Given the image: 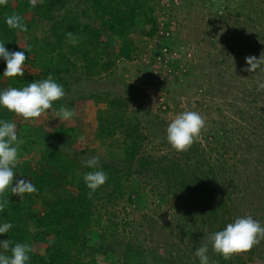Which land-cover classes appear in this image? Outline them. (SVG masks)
Masks as SVG:
<instances>
[{"label":"rangeland","instance_id":"obj_1","mask_svg":"<svg viewBox=\"0 0 264 264\" xmlns=\"http://www.w3.org/2000/svg\"><path fill=\"white\" fill-rule=\"evenodd\" d=\"M157 20L164 23L163 37L136 38L133 61L92 80H69L65 96L53 104L76 112L65 125L67 133L56 110H47L36 122L23 121L25 128L17 134L22 143L33 140L36 145L22 153L19 162L32 160L38 167L43 144L53 142L80 154L84 163L96 157L99 164L120 166V159L94 136L97 111L106 107L97 106L94 97L128 99V92H134L142 100L131 101L128 114L148 136L143 155L171 156L169 123L181 112H198L205 118V128L195 142L221 179L234 184L225 193L232 199L233 220L250 215L264 226V89L254 91L255 86H264V0H159ZM246 57L261 58L260 66L244 71ZM147 176L133 175L134 202L126 197L104 209L93 231L112 247L94 237L91 242L107 250L95 264H152L163 256L180 261L198 258V247L185 243L176 230L182 203L156 180L155 185H143L140 179ZM236 256L246 264H264V240Z\"/></svg>","mask_w":264,"mask_h":264},{"label":"trees","instance_id":"obj_2","mask_svg":"<svg viewBox=\"0 0 264 264\" xmlns=\"http://www.w3.org/2000/svg\"><path fill=\"white\" fill-rule=\"evenodd\" d=\"M158 6L159 0H44L36 7L31 6L30 0H5L0 4V41L9 51H24L26 61L23 77L7 78L3 77L6 62L0 59V87H22L52 76L66 90L71 79L92 80L112 72L116 66L136 58V38L157 34ZM13 13L22 17L27 31L6 24V18ZM254 89L262 91L264 86ZM128 95V99L94 97L97 106H106L97 111L94 136L121 162L120 166L100 163L108 174L107 182L89 196L83 176L92 169L79 159L80 154L45 142L38 153V167L32 160H25L18 162L16 168V178L31 180L38 191L23 197L10 191L0 195V202L5 204L0 223L13 225L8 233L0 235V240H10L13 245L30 244L29 264H95L97 256H105L107 250L93 244L92 239L99 237L102 244L110 248L112 245L105 236L93 231L94 226L101 223L107 206L126 197L134 202L132 177L144 173L148 176L140 179L143 185H155L156 180L163 184L167 194L182 203L176 230L185 243L195 247L207 245L210 264H246L236 254L224 259L213 251L208 239L236 217L232 213V199L225 194L234 184L221 179L217 167L211 166L197 142L185 152L173 149L171 156H144L148 136L141 132L137 118L128 114L130 102L141 101L142 96L134 92ZM60 107L56 104L51 110L58 111ZM0 119L14 121L16 132L25 128V120L7 109H0ZM62 121V130L67 133L65 125L70 120ZM35 145L33 140L21 143L19 157ZM5 254L10 255V251ZM151 262L200 264L199 258L180 261L171 256Z\"/></svg>","mask_w":264,"mask_h":264},{"label":"clouds","instance_id":"obj_3","mask_svg":"<svg viewBox=\"0 0 264 264\" xmlns=\"http://www.w3.org/2000/svg\"><path fill=\"white\" fill-rule=\"evenodd\" d=\"M5 0H0L3 4ZM44 0H30L32 7ZM22 17L11 14L6 18V24L12 29L27 31V25L22 23ZM71 37V33L68 34ZM77 41L73 40V43ZM0 59L6 62L3 77L16 78L24 76V51H9L5 43L0 41ZM244 71H255L260 66V59L246 57ZM65 96L62 84L57 83L52 76L39 81L27 83L22 87H9L0 91V109L21 116L25 121H38L47 110L53 108L54 102ZM76 116L74 109L61 106L57 112V119L68 121ZM205 128V118L195 111H184L175 116L169 123L166 133L167 141L177 152L188 151L199 139ZM22 141L17 135L14 121L0 119V195L10 191L14 195L23 197L38 191L29 179L16 178V168L19 162V148ZM85 166L92 171L84 174L83 180L91 196L108 180V174L102 169L96 157L85 161ZM5 210V204L0 202V213ZM13 225L10 222L0 223V235L8 233ZM208 239L214 252L229 259L233 254L248 252L261 240H264V226L252 216L236 218L220 231L211 234ZM0 264H29L32 247L28 243L11 244L10 240H0ZM10 251V255L5 254ZM200 264H210L208 247L203 245L195 250Z\"/></svg>","mask_w":264,"mask_h":264},{"label":"built area","instance_id":"obj_4","mask_svg":"<svg viewBox=\"0 0 264 264\" xmlns=\"http://www.w3.org/2000/svg\"><path fill=\"white\" fill-rule=\"evenodd\" d=\"M163 1H169V0H163ZM181 1H182V0H174V3H175V2H176V3H179V2H181ZM159 24H161V26L159 27V30H158V32H157L156 35H157V36L160 35V36L163 37V35H164V30H165V29L163 28V27H164V23H163V22H162V23L159 22ZM167 35H168V34H167ZM167 37H169V35H168ZM167 50H168L167 48L164 49L165 52H167Z\"/></svg>","mask_w":264,"mask_h":264}]
</instances>
